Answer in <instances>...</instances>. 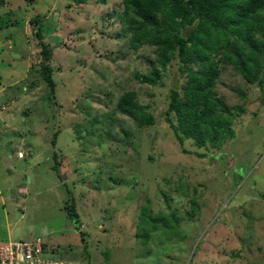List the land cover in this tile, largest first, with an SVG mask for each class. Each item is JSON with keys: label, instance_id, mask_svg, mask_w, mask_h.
<instances>
[{"label": "rangeland", "instance_id": "1", "mask_svg": "<svg viewBox=\"0 0 264 264\" xmlns=\"http://www.w3.org/2000/svg\"><path fill=\"white\" fill-rule=\"evenodd\" d=\"M123 14L122 0H0V243L42 237L46 257L75 264H264V8L233 42L263 84L232 49L212 57V121L232 131L215 126V147L178 140L166 111L186 79L156 47L134 48ZM129 92L134 113L119 107Z\"/></svg>", "mask_w": 264, "mask_h": 264}, {"label": "trees", "instance_id": "2", "mask_svg": "<svg viewBox=\"0 0 264 264\" xmlns=\"http://www.w3.org/2000/svg\"><path fill=\"white\" fill-rule=\"evenodd\" d=\"M89 1L102 5L108 2L74 0L78 5ZM122 6L125 24L133 32L134 48L143 43L156 47L161 67L164 68L174 59L186 79L180 89L171 90L166 111V121L176 137L181 143L184 139H192L200 147L209 139L215 147L219 137L217 129L226 128L221 124L224 121L216 125L212 121L219 103L214 98L217 65L212 57L221 56L224 51L232 49L237 57L234 62L240 67L246 81L253 83L258 80L263 84L260 80L259 58L255 52L254 56L245 58L233 46V42L240 33H243L241 39L248 41L254 28L250 20L264 8V0H122ZM36 22L33 20V23ZM40 36L38 31L37 38L40 39ZM39 53L42 79L55 93L56 82L50 65L52 52L49 45L40 42ZM248 66L253 70L249 71ZM160 78L161 72L155 69L144 80L154 85ZM134 100V93L124 94L119 101L120 109L134 113L137 107ZM222 110L230 114L227 108ZM138 112L143 125L154 124L153 116L142 110ZM226 130L232 134L229 128ZM64 209L67 216L78 225L80 220L74 203L65 204ZM143 239L146 241L145 236Z\"/></svg>", "mask_w": 264, "mask_h": 264}, {"label": "built area", "instance_id": "3", "mask_svg": "<svg viewBox=\"0 0 264 264\" xmlns=\"http://www.w3.org/2000/svg\"><path fill=\"white\" fill-rule=\"evenodd\" d=\"M42 237L30 241H8L0 243V264H75L65 259L46 257Z\"/></svg>", "mask_w": 264, "mask_h": 264}]
</instances>
